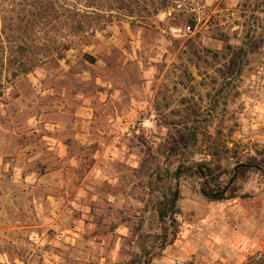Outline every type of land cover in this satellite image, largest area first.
I'll return each instance as SVG.
<instances>
[{
  "label": "rangeland",
  "instance_id": "1",
  "mask_svg": "<svg viewBox=\"0 0 264 264\" xmlns=\"http://www.w3.org/2000/svg\"><path fill=\"white\" fill-rule=\"evenodd\" d=\"M9 1L0 10L28 8ZM182 5L92 21L16 78L0 52V264L264 257V0ZM240 164L261 169L235 177ZM206 182L227 199L210 200ZM234 229L247 253L222 245Z\"/></svg>",
  "mask_w": 264,
  "mask_h": 264
},
{
  "label": "trees",
  "instance_id": "2",
  "mask_svg": "<svg viewBox=\"0 0 264 264\" xmlns=\"http://www.w3.org/2000/svg\"><path fill=\"white\" fill-rule=\"evenodd\" d=\"M8 0H1V4L5 6ZM76 1L77 3L85 2L83 6H72L69 3ZM188 0H10L8 5H22L23 8L18 11L15 8H3L1 12L13 18V14L20 19L18 24H9L0 26V52L3 56L1 67L4 70L12 68L11 76L18 77L27 75L37 66L36 58L41 52L45 57L62 50H69L71 47V35L83 33L86 27H91L98 22L111 23L116 17L124 19H136L143 17L142 15L157 16L161 12H169L172 9L176 13L184 15L188 9L183 8V3ZM62 3L63 5H59ZM81 5V4H80ZM1 7V5H0ZM190 12V11H189ZM192 13V12H190ZM192 16H194L192 14ZM192 18V17H191ZM27 19V21H25ZM194 25V24H193ZM68 27V33H63L62 28ZM190 29L192 28L189 25ZM74 33V34H73ZM4 35H7L4 40ZM41 35L47 36L45 46L41 48L36 42ZM51 37V38H50ZM59 40L60 42H57ZM62 40H65L63 42ZM39 63H43L40 60ZM240 164L235 167V177L256 168L261 169L259 164ZM199 176L209 177L212 174L208 164H200L196 168ZM231 188H221L217 186L213 189L209 182L204 186V194L212 201L227 199V193ZM233 196L232 198H234ZM165 208L162 210V219H164L171 211L173 203L163 202ZM248 264H264V257H252Z\"/></svg>",
  "mask_w": 264,
  "mask_h": 264
},
{
  "label": "crops",
  "instance_id": "3",
  "mask_svg": "<svg viewBox=\"0 0 264 264\" xmlns=\"http://www.w3.org/2000/svg\"><path fill=\"white\" fill-rule=\"evenodd\" d=\"M233 232H235V234L231 236L230 238H228L227 240L222 239L223 240L221 241L222 245H226L227 247H230L231 249L236 248L238 250L237 252L238 255L240 252L247 253V250L250 246V241L247 238L243 237L241 234H239V232H237V229H234Z\"/></svg>",
  "mask_w": 264,
  "mask_h": 264
},
{
  "label": "water",
  "instance_id": "4",
  "mask_svg": "<svg viewBox=\"0 0 264 264\" xmlns=\"http://www.w3.org/2000/svg\"><path fill=\"white\" fill-rule=\"evenodd\" d=\"M234 180H235V177L231 180V184L234 182Z\"/></svg>",
  "mask_w": 264,
  "mask_h": 264
},
{
  "label": "built area",
  "instance_id": "5",
  "mask_svg": "<svg viewBox=\"0 0 264 264\" xmlns=\"http://www.w3.org/2000/svg\"><path fill=\"white\" fill-rule=\"evenodd\" d=\"M179 234L182 235L183 234V231H180Z\"/></svg>",
  "mask_w": 264,
  "mask_h": 264
}]
</instances>
